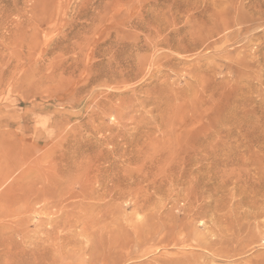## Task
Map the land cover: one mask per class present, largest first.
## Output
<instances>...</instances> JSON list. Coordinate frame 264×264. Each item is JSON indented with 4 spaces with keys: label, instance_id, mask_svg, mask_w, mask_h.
Masks as SVG:
<instances>
[{
    "label": "rangeland",
    "instance_id": "1",
    "mask_svg": "<svg viewBox=\"0 0 264 264\" xmlns=\"http://www.w3.org/2000/svg\"><path fill=\"white\" fill-rule=\"evenodd\" d=\"M1 229L2 264H264V0H0Z\"/></svg>",
    "mask_w": 264,
    "mask_h": 264
},
{
    "label": "bare ground",
    "instance_id": "2",
    "mask_svg": "<svg viewBox=\"0 0 264 264\" xmlns=\"http://www.w3.org/2000/svg\"><path fill=\"white\" fill-rule=\"evenodd\" d=\"M203 42V41H202ZM7 175V174H6ZM8 176V175H7ZM38 196L39 195H37V196H35V199H37L38 198ZM37 202V201H36ZM27 207H29V209H30V207H34L35 208V206L34 205H30V203L29 202H27ZM26 207V208H27ZM34 208H33V210H34ZM19 209V208H18ZM18 209H15V210H11V211H9V212H7V214H9V215H11V214H18V215H20V214H22L21 212H23L21 209L20 210H18ZM27 210H28V208H27ZM25 212V211H24ZM23 212V213H24ZM23 218V217H22ZM21 219V218H20ZM24 221V220H23ZM19 225H20V222H19ZM181 225V224H180ZM20 227V226H19ZM158 227H159V225H158ZM2 228V227H1ZM12 228V227H11ZM13 228H15V229H17V227H13ZM3 229V228H2ZM2 229L0 230V238H1V240L2 241H0V242H6L8 239H7V234L6 233H4L3 231H2ZM20 230H16V234L18 235V232L19 231H21V228H19ZM158 229V228H157ZM4 230H5V227H4ZM9 230H10V228H9ZM8 230V231H9ZM170 230V229H169ZM13 233V232H12ZM167 233V232H166ZM9 234H10V232H9ZM20 234H21V232H20ZM152 234V233H151ZM12 235V234H11ZM13 235H14V233H13ZM146 235V234H145ZM151 236V235H150ZM8 237H9V235H8ZM15 237V236H14ZM169 237V236H168ZM144 238V237H143ZM3 239H6V241H3ZM11 239H12V243H13V237L11 236ZM15 239V238H14ZM163 239V238H162ZM165 239V238H164ZM167 239V238H166ZM142 241V240H141ZM149 241V240H148ZM165 241V240H164ZM163 242V241H162ZM166 242V241H165ZM174 242V241H173ZM183 242H184V240H183ZM12 243H10L9 242V244H12ZM2 244V243H1ZM7 244V243H6ZM141 244H143V243H141ZM161 244V243H160ZM159 244V245H160ZM145 245V244H144ZM154 245H156V244H154ZM168 245V244H167ZM176 245V244H175ZM178 245V244H177ZM180 245V244H179ZM182 245V244H181ZM171 246V245H170ZM162 247H164V246H162ZM184 247V246H183ZM149 248V247H148ZM166 248V247H165ZM132 249V248H131ZM164 249V248H163ZM8 250V249H7ZM111 250V249H110ZM142 250V251H141ZM141 250H139V251H141V252H143V250H145V249H141ZM155 250V249H154ZM202 250V249H201ZM122 252V251H121ZM130 252H132V251H130ZM140 252V253H141ZM151 252V251H150ZM7 251H6V255H7ZM125 253V252H124ZM136 253V252H135ZM156 253V252H155ZM130 254V253H129ZM145 254H148V251H146V253ZM178 254V253H177ZM132 255V254H131ZM131 255H124V254H120L119 252H114V251H108V252H106V253H104V252H102V251H100V253H98L96 256H93V257H95L96 259V261L98 260L99 262L101 261V263H103V264H117L118 262H120V263H123L124 264V262L126 261L127 262V260L129 261L131 258H135V256L137 257L138 255H135V256H131ZM2 256V255H1ZM140 256V255H139ZM142 256H144V253H143V255ZM161 256V255H160ZM3 257V256H2ZM158 257V256H157ZM185 257V256H184ZM22 258H23V256H22ZM67 258V260L69 261V259H68V257H66ZM65 258V259H66ZM137 258H140V257H137ZM153 258V257H152ZM27 259V258H26ZM94 259V258H93ZM157 259V258H156ZM196 259V258H195ZM31 260V259H30ZM34 260V259H33ZM170 260V259H169ZM175 260V259H174ZM174 260H172L171 259V261H174ZM194 260V259H193ZM58 261V260H57ZM62 261V260H61ZM156 261V260H155ZM163 261V260H162ZM165 261V260H164ZM168 261V260H167ZM176 261H178V260H176ZM180 261V260H179ZM182 261V260H181ZM180 261V262H181ZM6 262H8V261H6ZM5 262V263H6ZM59 262V261H58ZM193 262V261H192ZM11 263V262H10ZM9 263V264H10ZM52 263V262H51ZM56 263V262H55ZM64 263V262H63ZM164 263H166L167 264V262H164ZM173 263V262H172ZM172 263H168V264H172ZM181 263H183V264H185L183 261L181 262ZM181 263H179V264H181ZM187 263V262H186ZM0 264H2V263H0ZM4 264V263H3ZM12 264H34V263H28V261H25V260H22V259H18L17 261H14V263H12ZM53 264H54V262H53ZM65 264H67V262H65ZM119 264V263H118ZM141 264H145V263H141ZM190 264H191V261H190Z\"/></svg>",
    "mask_w": 264,
    "mask_h": 264
}]
</instances>
